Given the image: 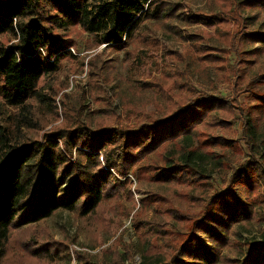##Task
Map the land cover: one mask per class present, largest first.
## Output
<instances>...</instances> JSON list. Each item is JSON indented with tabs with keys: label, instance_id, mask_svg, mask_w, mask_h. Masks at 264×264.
Listing matches in <instances>:
<instances>
[{
	"label": "rangeland",
	"instance_id": "obj_1",
	"mask_svg": "<svg viewBox=\"0 0 264 264\" xmlns=\"http://www.w3.org/2000/svg\"><path fill=\"white\" fill-rule=\"evenodd\" d=\"M164 1L171 12L157 21L145 20L132 40L117 50L99 45L97 36L77 25H68L65 30L54 28L74 55L62 59L54 73L40 80L37 89L50 98L51 105L29 99L30 114L36 122L24 126L19 135L42 139L49 131L73 125L135 128L172 114L197 98L222 95L231 114L221 110L214 118V111L194 127L201 137L213 134L230 139L231 144L211 147L221 157V166L202 179L190 176L192 189L183 195L182 191L188 190L185 184L186 190L181 191L175 183L154 177L169 158L175 159L169 153L174 145L164 144L145 153L132 166V172L120 176L121 183L113 185L111 197L92 214L58 210L38 223L11 229L0 264H80L87 260L104 264L114 258L124 259L125 264H142L139 251L148 247L151 253L161 252L170 259L189 234L191 223L203 215L212 195L227 187L251 203L254 213L250 220L229 230V243L221 248L215 264H239L245 251L242 242L260 240L264 224L258 215L264 212V189L260 182L255 189L238 183L233 172L249 159L264 165V109L253 107L255 97L242 93V85L236 80L241 70L249 71L244 61L248 57L242 52V33L258 28L261 20L249 25L245 16L258 10L264 18V9H242V0ZM10 42V36H0V43ZM263 54L258 61L264 59ZM258 88L254 87V92ZM260 90L264 92V86ZM239 109L252 113L262 134L255 156L249 149ZM1 110V123L6 125L13 120L8 116L18 112L5 105ZM72 155L74 158L75 151ZM159 194L181 209L176 214H159L161 207L152 204ZM177 215H183L184 221ZM195 234L212 246L203 232ZM40 244H46L51 254L34 257L33 248Z\"/></svg>",
	"mask_w": 264,
	"mask_h": 264
},
{
	"label": "trees",
	"instance_id": "obj_2",
	"mask_svg": "<svg viewBox=\"0 0 264 264\" xmlns=\"http://www.w3.org/2000/svg\"><path fill=\"white\" fill-rule=\"evenodd\" d=\"M165 4L164 0H0V36L8 35L11 40L7 45L0 43V261L11 229L38 223L58 210L77 211L81 216L92 214L103 200L111 197L113 185L121 183L120 176L130 173L145 153L164 144L174 145L169 153L175 159L169 158L154 177L175 183L180 190H186L185 184L188 190H181L183 195L194 183L190 176L202 179L208 171L221 166V157L211 147L231 144L230 139L213 134L201 137L194 127L214 111V118L221 110L231 114L222 95L197 98L172 114L142 122L135 128L73 125L49 131L42 139L19 135L24 126L31 127L36 122L30 114L29 99L51 105L50 98L37 89L40 80L54 73L62 59L74 55L54 28L65 30L68 25H77L97 36L99 45L104 43L117 50L132 40L145 20L157 21L171 12ZM241 8L264 9V0H242ZM259 19L258 28L242 33V52L248 57L244 61L249 71L241 70L236 80L242 85V93L250 92L255 97L257 103L253 107L264 109V92L260 90L264 86V59L258 61L264 52V18H260L258 10L245 16L249 25ZM3 105L18 109L8 116L13 120L7 125L1 123ZM239 112L249 149L255 156L259 154L262 134L257 131L252 113L242 109ZM260 163L249 159L238 164L233 172L235 181L251 189L260 182L264 189V165ZM134 171L138 175V169ZM143 203L142 198V206ZM152 204L161 207L159 214H176L180 208L162 194ZM253 213L251 203L241 199L231 187L216 192L170 259L161 252L151 253L149 247L137 249L142 264H215L220 260L221 248L229 243V230L250 220ZM175 217L184 221L183 215ZM258 218L264 224V212ZM195 231L207 235L212 246L205 244ZM242 243L245 251L239 264H264V231L260 240ZM33 253L34 257L51 254L46 244L33 248ZM87 261L80 264H94ZM103 263L125 264L120 258Z\"/></svg>",
	"mask_w": 264,
	"mask_h": 264
}]
</instances>
